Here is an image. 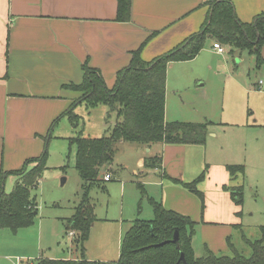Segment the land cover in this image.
<instances>
[{"label":"crops","instance_id":"obj_1","mask_svg":"<svg viewBox=\"0 0 264 264\" xmlns=\"http://www.w3.org/2000/svg\"><path fill=\"white\" fill-rule=\"evenodd\" d=\"M211 1L132 0L131 19L121 21L118 19V0H0V174L20 170L28 159L41 156L46 147L44 139L54 122L60 121L74 101L83 95L69 85L82 83L86 62L100 72L111 89L117 74L130 65L136 51L145 62H151L200 32L208 17ZM231 1L242 22H251L255 16L264 13V0ZM214 43L217 42L208 38L193 59L168 63L166 122L186 120L177 112V115L173 114L178 103H173L167 88L177 81L182 88L177 87L175 93L199 92L205 84L199 74L203 64L209 55L220 54ZM228 51L237 68L245 57L241 52ZM252 56L257 67L256 58ZM236 68L231 67L227 73L226 86L237 84L240 87V96H245L244 107L230 101L226 108L229 117L225 119L218 121L208 115L204 121H196L193 116V121H187L210 122L204 144L130 142L128 145L135 149L134 162L131 166L122 167L124 172L134 176L133 182L137 186L143 185L149 198L197 223L199 230L196 229L192 240L197 257L203 256L206 249L215 254L232 255L228 253L232 250L229 245L232 228L243 226L241 205L234 201L230 190L235 188L234 179L227 169L231 163L221 154L222 148L210 147L213 140L220 139L221 133L216 129L242 130L225 140H243L246 127L264 131V81H240L233 71ZM263 68L264 65L259 67ZM180 105L184 108L186 104ZM189 109L194 110L191 106ZM192 113L194 115L195 112ZM260 115L262 121H258ZM253 116H256L254 121ZM151 158L154 166L149 167L145 163ZM112 164L101 170L104 182L117 176ZM35 165L30 164L28 169ZM106 174H111L110 180L105 179ZM203 174L197 189L203 193L204 207L201 197L185 185ZM19 179L14 174L7 176L6 193L12 192L13 189L7 191L14 188ZM128 180L123 188L127 187ZM151 208L153 211L152 205ZM137 218L130 221L126 232ZM119 224L122 229L118 233L117 251L109 249L100 255L89 256L84 248L80 256H58L57 259L116 262L126 233L122 235L125 223L119 220ZM57 236L58 244L60 236ZM37 243L41 244V234ZM42 252L39 258L43 257Z\"/></svg>","mask_w":264,"mask_h":264},{"label":"trees","instance_id":"obj_2","mask_svg":"<svg viewBox=\"0 0 264 264\" xmlns=\"http://www.w3.org/2000/svg\"><path fill=\"white\" fill-rule=\"evenodd\" d=\"M131 1L118 0V19H131ZM208 38L229 46L238 51H247L256 58L257 67L264 65L261 50L264 45V13L258 14L251 22H242L231 0H213L206 22L200 32L191 36L180 46L145 62L139 51L133 54L130 65L117 74L113 88H108L103 76L87 62L83 65L84 79L81 84L69 85L70 88L83 92L65 112L69 114L73 124L79 121L74 107L83 101L94 106L100 103L115 109L118 122L109 135L101 138L77 137L72 143L77 146L75 166L84 181L86 190L94 183L101 181V170L111 164L116 154L118 141L170 144H204L209 133L210 122L193 123L165 120L166 101V69L169 62L190 60L202 50ZM47 146L41 156L28 159L24 167L0 174V228H9L16 232L20 228L35 223L37 204L31 199L30 190L36 187L46 169ZM157 160V159H156ZM36 163L34 167L28 166ZM152 164V165H151ZM145 165L154 166V160H147ZM232 178L237 172L242 173L244 166L229 164L227 166ZM9 174L20 177L12 192L6 193L5 184ZM185 185L204 197L197 189L198 181ZM138 187L147 193L142 184ZM230 189V188H227ZM234 201L243 203L242 187L231 188ZM238 191H241L238 193ZM87 196V195H86ZM153 207L152 219L137 218L132 227L125 233L120 257L116 262L92 261L87 259H51L38 258L35 264H177L184 253V260L179 264H264V226H261L262 238L245 241L250 245L252 253L246 257L229 243L232 255L215 254L206 249L205 254L197 257L192 245L197 223L190 217L166 209L160 202L149 198ZM96 217L94 208L86 198L70 219V228L75 232L78 247L84 249L92 224ZM176 230L179 232V248L173 241Z\"/></svg>","mask_w":264,"mask_h":264},{"label":"rangeland","instance_id":"obj_3","mask_svg":"<svg viewBox=\"0 0 264 264\" xmlns=\"http://www.w3.org/2000/svg\"><path fill=\"white\" fill-rule=\"evenodd\" d=\"M223 47L226 50L225 54L209 55L203 64L199 74L205 84L200 87L199 92L197 90L198 93L195 91L175 93L176 88L181 87L177 81L167 88L173 103L186 104L185 109L180 107L183 105L178 104L174 108L173 114L179 113L186 119L181 121H193L192 116L196 121H204L207 119L205 116L208 115L217 118L218 121L221 118L225 119L229 117L226 108L230 101L234 105L240 103L241 108L244 107L245 96H240V87L237 84L226 86L227 73L231 67H236L231 62L232 57L229 54L231 52L228 51L232 48L224 45ZM232 50L236 53L241 52L235 48ZM241 53L245 59L233 70L236 72V77L240 81L249 83L258 82L260 79L264 81V68H257L253 56L247 51ZM183 81L182 79L181 82ZM190 106L194 110L190 111ZM74 109L79 121L74 125L69 114L64 113L60 121L54 122L55 125L44 139L48 152L46 169L39 184L30 190L31 199H34L38 208L35 223L16 232L9 228H0V264L29 262L35 264L41 250L43 257H51V259H57L58 256L62 258H69L71 255L80 256L81 249L78 247L77 237L70 234L72 231L70 219L86 198L93 206L96 217L89 237L84 243L89 256L100 255L102 251L109 249L117 251L118 233L119 229H122L119 220L125 223L123 235L133 219L153 218L148 197L144 196L143 190L133 182L134 176L124 172L122 168L128 164L131 166L134 162L135 149L128 145L130 142L116 143L112 167L117 176H113L111 181L104 182L101 171V181L89 186L86 194L84 181L75 166L77 146L72 141L77 137L101 138L109 135L118 122V116L115 109L104 103L91 106L87 101H83ZM192 112H195L194 115ZM252 119L254 121L256 116ZM258 121H262L261 115L258 116ZM216 130L221 133L220 139L213 140L215 144L211 143L210 147L218 150L222 148L221 154L231 164L244 166V171L237 172L234 178V187L236 189L242 187L243 203L240 210L243 226L242 229L232 228V236L230 235L229 240L236 250L249 257L251 248L244 236L250 240L261 239V226H264V131L246 127L243 140H225L226 137H232L242 130L237 128ZM118 172L122 174L119 175ZM126 180H128L127 187L123 188ZM12 189L13 187L7 192ZM40 234L41 244L36 245ZM56 234H58L57 238L60 236L58 244ZM228 253L233 254V250H229Z\"/></svg>","mask_w":264,"mask_h":264},{"label":"built area","instance_id":"obj_4","mask_svg":"<svg viewBox=\"0 0 264 264\" xmlns=\"http://www.w3.org/2000/svg\"><path fill=\"white\" fill-rule=\"evenodd\" d=\"M214 48L219 52V53H224L225 52V48L223 47V45H221L220 43H214ZM262 83V81L260 82ZM111 174H106L105 179L106 180H110L111 179ZM71 235H74L75 232L71 231L70 232ZM28 264H34L33 262H29Z\"/></svg>","mask_w":264,"mask_h":264},{"label":"water","instance_id":"obj_5","mask_svg":"<svg viewBox=\"0 0 264 264\" xmlns=\"http://www.w3.org/2000/svg\"><path fill=\"white\" fill-rule=\"evenodd\" d=\"M261 55H262V58L264 60V45H263L262 50H261ZM178 240H179V232L176 230V232L174 234L173 241L175 243H177V247L179 248ZM182 260H184V253L183 252H181V257H180V260L178 261L177 264H179ZM185 264H186V262H185Z\"/></svg>","mask_w":264,"mask_h":264}]
</instances>
